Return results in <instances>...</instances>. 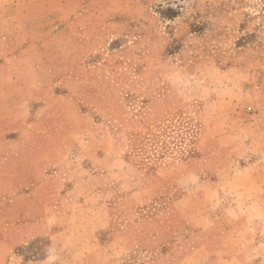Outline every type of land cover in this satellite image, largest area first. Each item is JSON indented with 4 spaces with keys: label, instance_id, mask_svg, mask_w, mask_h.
<instances>
[{
    "label": "rangeland",
    "instance_id": "1",
    "mask_svg": "<svg viewBox=\"0 0 264 264\" xmlns=\"http://www.w3.org/2000/svg\"><path fill=\"white\" fill-rule=\"evenodd\" d=\"M1 20L0 264H264V0Z\"/></svg>",
    "mask_w": 264,
    "mask_h": 264
},
{
    "label": "crops",
    "instance_id": "2",
    "mask_svg": "<svg viewBox=\"0 0 264 264\" xmlns=\"http://www.w3.org/2000/svg\"><path fill=\"white\" fill-rule=\"evenodd\" d=\"M3 29V22H2V20L0 21V33L2 34V30ZM3 38H5L4 37V33H3ZM35 45L34 44H31L30 45V48H28V49H26L23 53H24V55L26 54H28L31 50H32V48L34 47ZM13 59H17V57H15V58H10V59H6V63H10V62H12V60ZM19 61V60H18ZM13 64H16L15 62H12ZM11 80H12V78H11ZM6 81H9V80H7L6 79ZM9 86H11V87H9ZM16 93V91H15V88H13L12 87V85L9 83V85L7 86V87H5L4 86V84H2V86L0 85V97H5V96H12V95H14ZM230 210L231 211H235L236 210V208L235 207H231L230 208ZM229 211V210H228ZM191 214H192V212H191ZM197 250H199L198 248H197ZM196 249H195V251H197Z\"/></svg>",
    "mask_w": 264,
    "mask_h": 264
}]
</instances>
